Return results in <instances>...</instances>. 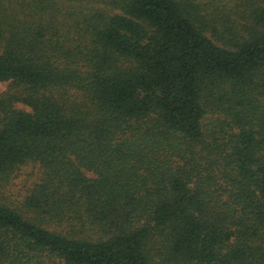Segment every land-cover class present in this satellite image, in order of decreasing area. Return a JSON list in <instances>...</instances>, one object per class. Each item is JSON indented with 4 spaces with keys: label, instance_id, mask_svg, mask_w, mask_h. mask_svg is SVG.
Segmentation results:
<instances>
[{
    "label": "trees",
    "instance_id": "16d2710c",
    "mask_svg": "<svg viewBox=\"0 0 264 264\" xmlns=\"http://www.w3.org/2000/svg\"><path fill=\"white\" fill-rule=\"evenodd\" d=\"M1 82L0 264H264V0H0Z\"/></svg>",
    "mask_w": 264,
    "mask_h": 264
},
{
    "label": "rangeland",
    "instance_id": "374dc122",
    "mask_svg": "<svg viewBox=\"0 0 264 264\" xmlns=\"http://www.w3.org/2000/svg\"><path fill=\"white\" fill-rule=\"evenodd\" d=\"M6 86V82H1L0 92L4 91ZM39 177L40 168L37 163L29 162L22 165L5 183L0 184V200L3 199L12 205H19L33 185L38 182Z\"/></svg>",
    "mask_w": 264,
    "mask_h": 264
}]
</instances>
